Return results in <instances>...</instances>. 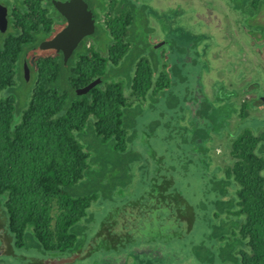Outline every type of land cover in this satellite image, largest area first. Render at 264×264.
Here are the masks:
<instances>
[{"label": "trees", "instance_id": "16d2710c", "mask_svg": "<svg viewBox=\"0 0 264 264\" xmlns=\"http://www.w3.org/2000/svg\"><path fill=\"white\" fill-rule=\"evenodd\" d=\"M86 1L94 31L67 62L61 52L38 47L56 34L64 19L47 0H20L8 18L7 30L0 32V264L4 257L46 264L51 254L65 257L81 252L89 243L93 212L100 202L117 206L90 237H103L90 254L116 251L120 261L110 264H125L130 257L136 261L142 251L134 250L131 242L136 244L148 234L149 213L139 206L144 201L148 206L145 198L158 177L163 236L150 239L147 235V239L170 241L189 234L195 223L193 208L165 174L151 178L150 189L145 185L140 195L127 198L123 193L132 178L130 165L139 156L131 149L138 131L136 118L144 102L156 101L160 93L166 109L181 108L176 129L190 152L204 158L212 174L207 180L217 194L216 222H210L209 229L219 245L221 261L264 264V133L258 135L264 120L248 113L260 108L257 99L262 96L245 100L238 109L233 102L235 91L215 83L210 98L203 83L209 65L204 49L197 51L199 42L184 37L178 44L180 53L170 50L160 67L165 53L158 55L159 47L140 40L132 0ZM225 2L238 14L237 24L254 51L262 54L264 0ZM175 11L182 14L179 8ZM97 32L99 37L93 38ZM89 38L92 44L87 47ZM191 77L195 85L186 92ZM99 78L101 82L89 92L76 94V89ZM19 81L31 86L23 103L14 93ZM251 83V89L244 91L258 93L259 84ZM234 116L239 122L227 135L235 163L218 174L208 165L209 145ZM157 123L152 121L140 133L148 151V137ZM162 161L158 159L159 164ZM142 189L147 191L144 195ZM194 248L201 261H213L203 244Z\"/></svg>", "mask_w": 264, "mask_h": 264}, {"label": "rangeland", "instance_id": "374dc122", "mask_svg": "<svg viewBox=\"0 0 264 264\" xmlns=\"http://www.w3.org/2000/svg\"><path fill=\"white\" fill-rule=\"evenodd\" d=\"M95 1L98 3L103 0ZM19 2L20 0H1V3L9 7L10 15H8V18L14 13V7L19 5ZM132 2L135 4V28L139 32L140 40L143 43L152 42L153 48L159 47L161 50L158 55L159 53H165V56L160 58V67H162V57H164L163 60L166 63L170 50L171 54H179L178 44L186 40L184 37H190L191 40L199 42L197 51L201 52L204 49L205 57L208 60L209 71L203 79L206 94L212 98V94L215 92L213 85L220 83L229 90L235 91L236 96L233 102L238 109L241 108L242 102L249 98H255L260 94L263 98L257 99L260 108L248 113L249 116L264 120V105L262 104L264 103V52L260 54L258 51V53L254 51L255 46L250 44V40L242 34L237 24L238 14L228 8L225 0H132ZM143 5L147 7H141ZM140 7L146 9V13L141 11ZM178 8L182 11V14L175 11ZM104 21L105 17L102 14L100 22L103 23ZM166 27L168 28L166 29ZM170 27H172V30H170ZM99 35L97 32L93 38L99 37ZM91 44L92 39L89 38L86 45L89 47ZM189 81L190 84L184 90L186 92L187 89L191 90L192 86L195 85L192 77L189 78ZM251 82L259 84L258 93L244 91L245 87L251 89ZM17 83L19 84H17L18 87L14 90V93L18 95L19 102L23 103L26 99L28 100V92L31 86L21 81ZM180 87L183 86L180 85ZM178 88L175 85L174 91L177 92ZM158 96L159 98L165 97L161 93ZM159 98H156V101L147 100V102H144L141 115L136 118L138 131L131 149L139 156L136 161H131L130 173L132 178L130 179V185L126 187L127 189L123 193L125 197L127 195V198L142 194L141 188L147 185L148 181L157 173L161 172V174H165L162 176L172 182V188L185 198L189 207L193 208L194 228L192 227L189 234H186L183 239L151 241L147 239V234L145 239L139 237L136 244L131 242V245H134V250L142 251V253L140 252L141 256L136 261L130 257L125 264H223L217 248L219 245L212 235V230L209 229V223L216 222L214 217L216 206L214 203L217 194L213 193L208 182L212 174L208 172L204 158L197 157L196 154L190 152L191 149L187 147L181 138V132L176 129L181 108L176 110L166 109L163 99L160 100ZM182 102L189 103V101L185 102L184 100ZM191 108L192 105L190 104L189 109ZM185 116V121H188V111H186ZM154 120L158 121V126L156 125L157 128L148 137V143L152 150L148 151L141 142L142 136L140 133ZM238 122L239 117H232L227 121L225 128L222 130L223 132L221 131L220 135L213 137L207 155L211 171L215 170L216 173L221 174L225 168L233 167L235 160L230 153L231 143L228 141L227 132L229 130L233 131ZM154 125L153 127H156ZM263 133L264 127H261L258 135ZM159 158L163 160L162 164L158 163ZM114 174H117L116 169ZM156 180L160 182L159 177ZM231 190L230 192L233 193L234 191ZM142 191L143 195L147 192L144 189ZM144 202L143 207L142 205L139 206V210L142 212L148 209ZM107 204L108 202H100L99 209L94 210L90 225L91 229L89 230L90 237L97 232L103 220L117 206L111 203ZM90 237L88 242L91 240ZM200 244L209 249L213 261L208 257L209 260L203 262L201 261L203 257L195 256L193 248ZM86 247L87 244L81 251L85 250ZM207 255L208 253H206V257ZM117 256L116 251L99 252L98 254H90L87 259L77 260L73 264L119 263L120 260ZM54 257L65 258L68 256L51 254L48 259ZM4 258L6 261H2L1 264L35 263L26 259L12 260L8 257Z\"/></svg>", "mask_w": 264, "mask_h": 264}, {"label": "water", "instance_id": "95a60500", "mask_svg": "<svg viewBox=\"0 0 264 264\" xmlns=\"http://www.w3.org/2000/svg\"><path fill=\"white\" fill-rule=\"evenodd\" d=\"M54 9L65 19L67 25L57 32L53 37L44 40L39 44L41 50H54L61 52L63 61L67 62L71 54L77 49L79 44L85 38L91 36L94 31L93 13L89 9L88 4L84 0H67L60 2L57 0H47ZM8 28V9L0 5V32H5ZM24 76L26 80L29 78V69L24 64ZM101 82V78L96 79L83 88L76 89L78 95H84ZM158 181L152 184L151 193L148 195V237L150 239L161 238L162 230L160 226L161 217V194ZM103 241V237H93L88 243L85 250L76 252L65 258H54L45 261L46 264H67L75 260L83 259L95 250L98 243Z\"/></svg>", "mask_w": 264, "mask_h": 264}, {"label": "flooded vegetation", "instance_id": "af4514ba", "mask_svg": "<svg viewBox=\"0 0 264 264\" xmlns=\"http://www.w3.org/2000/svg\"><path fill=\"white\" fill-rule=\"evenodd\" d=\"M57 1H60V2H64V1H67V0H57ZM87 4H88V6H89V3L86 1V0H84ZM0 5H2V6H4V3H1V0H0ZM6 7V6H5ZM51 8H53V7H51ZM89 9L91 10V8H90V6H89ZM91 12H92V10H91ZM8 15H10L9 14V11H8ZM59 23L61 24V27L59 28V29H57L58 31L57 32H59L61 29H63L66 25H67V23H66V21L64 20V19H62L61 21H59ZM56 32V33H57ZM81 43H82V41H81ZM80 43V44H81ZM80 44H79V46H80ZM78 46V47H79ZM77 47V48H78ZM60 54V53H59Z\"/></svg>", "mask_w": 264, "mask_h": 264}]
</instances>
